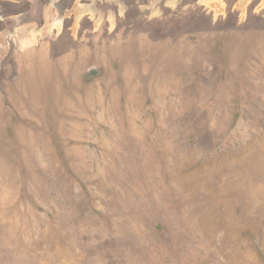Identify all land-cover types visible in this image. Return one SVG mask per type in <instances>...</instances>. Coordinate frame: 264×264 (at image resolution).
<instances>
[{
    "label": "rangeland",
    "instance_id": "374dc122",
    "mask_svg": "<svg viewBox=\"0 0 264 264\" xmlns=\"http://www.w3.org/2000/svg\"><path fill=\"white\" fill-rule=\"evenodd\" d=\"M0 15V264H264V0Z\"/></svg>",
    "mask_w": 264,
    "mask_h": 264
},
{
    "label": "crops",
    "instance_id": "0c3cea01",
    "mask_svg": "<svg viewBox=\"0 0 264 264\" xmlns=\"http://www.w3.org/2000/svg\"><path fill=\"white\" fill-rule=\"evenodd\" d=\"M10 1L13 2V3H15V2L17 3L18 2V0H10ZM22 15H23L22 12L16 13L13 20L20 21V19L22 18ZM2 19H4V18H2L1 15H0V20H2Z\"/></svg>",
    "mask_w": 264,
    "mask_h": 264
}]
</instances>
